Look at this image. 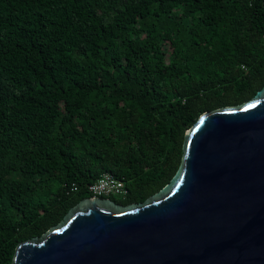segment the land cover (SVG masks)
Instances as JSON below:
<instances>
[{
    "label": "trees",
    "instance_id": "1",
    "mask_svg": "<svg viewBox=\"0 0 264 264\" xmlns=\"http://www.w3.org/2000/svg\"><path fill=\"white\" fill-rule=\"evenodd\" d=\"M263 87L264 0H0V264L105 173L121 205L160 191L201 115Z\"/></svg>",
    "mask_w": 264,
    "mask_h": 264
},
{
    "label": "water",
    "instance_id": "2",
    "mask_svg": "<svg viewBox=\"0 0 264 264\" xmlns=\"http://www.w3.org/2000/svg\"><path fill=\"white\" fill-rule=\"evenodd\" d=\"M183 150L145 201L83 199L11 264H264V87L204 112Z\"/></svg>",
    "mask_w": 264,
    "mask_h": 264
},
{
    "label": "built area",
    "instance_id": "3",
    "mask_svg": "<svg viewBox=\"0 0 264 264\" xmlns=\"http://www.w3.org/2000/svg\"><path fill=\"white\" fill-rule=\"evenodd\" d=\"M88 191L92 194L91 198L118 196L125 198L128 189L124 180L115 177L113 174L105 173L98 180L88 185ZM78 187L73 186L76 191Z\"/></svg>",
    "mask_w": 264,
    "mask_h": 264
}]
</instances>
